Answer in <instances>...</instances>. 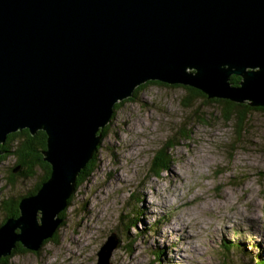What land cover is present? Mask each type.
<instances>
[{"label": "water", "instance_id": "1", "mask_svg": "<svg viewBox=\"0 0 264 264\" xmlns=\"http://www.w3.org/2000/svg\"><path fill=\"white\" fill-rule=\"evenodd\" d=\"M147 81L264 107V0H0V144L43 130L50 166L0 224V258L53 237L115 104Z\"/></svg>", "mask_w": 264, "mask_h": 264}, {"label": "rangeland", "instance_id": "2", "mask_svg": "<svg viewBox=\"0 0 264 264\" xmlns=\"http://www.w3.org/2000/svg\"><path fill=\"white\" fill-rule=\"evenodd\" d=\"M185 94L181 86L147 84L124 99L56 238L36 252L15 254L9 264H95L113 231L120 242L110 264H253L254 255L264 258V111H250L237 137L234 119L226 121L220 105L196 98L186 108ZM168 139L177 141L171 162L155 175L152 158ZM14 161L0 162V200L24 194L37 180L8 183ZM132 217L136 225L126 228ZM232 241L243 246L226 248Z\"/></svg>", "mask_w": 264, "mask_h": 264}, {"label": "trees", "instance_id": "3", "mask_svg": "<svg viewBox=\"0 0 264 264\" xmlns=\"http://www.w3.org/2000/svg\"><path fill=\"white\" fill-rule=\"evenodd\" d=\"M239 80L240 78L237 75H231L229 77L230 83L234 85H236ZM147 84L167 85V84H164L158 81H147L137 86L134 90L133 95L131 97H128L125 100H128V99L132 100L136 92L142 90ZM181 87L186 91V94L181 102L184 105V107L186 108L190 107L192 100L196 98H203L207 102L212 101L220 105L223 118L226 121H230L234 119V130H235L237 137H239L241 133L243 132L244 123L246 122L247 114L250 111H254V110L264 111V107H260V106L252 107L245 103H235V102L225 100V99H217V98L208 99L205 94H203L201 91L197 89H194L188 86H181ZM122 101H119L115 104L114 111L119 107ZM114 111H113L112 117L114 115ZM108 124L101 130L102 136H101L100 143L103 137L108 132L107 130ZM184 132L185 130L182 128V130H180V133L185 134ZM176 142H177L176 140L171 141L168 139L165 141L163 145L159 146L158 149L156 150L152 158L151 167H150V169L154 172L155 175H159V173H161L162 171L168 168L171 162V156H170L169 151L176 145ZM99 145L97 149L95 150V152L93 153L92 158L87 162L85 167L82 170H80L79 174L77 175L75 191L77 187L82 182L87 180L90 174L94 171L96 167V161H97L96 153L99 149ZM45 147H46V135L43 130H37L34 134H31L27 129L18 130L16 132L9 133L5 141L0 144V162L6 159V157L8 156H13L15 160L13 168L18 166V170L16 172L12 171L9 177L7 178L8 183H10L11 185L14 184L13 181L15 180L16 177H20V178H33L34 177L35 179L37 178V180L32 185V187L24 194L19 195L18 197H6L0 200V210H2L3 212V217L0 221V224L3 223L4 220L8 217H11V216L16 217L19 213L18 211L19 199L22 196L34 194L36 190L39 188L40 184L48 178L49 172H50V166L47 162L43 160L42 154H41V152L45 149ZM37 171H38V175H37ZM70 201H71V196L69 197L67 201L68 205ZM62 212L60 213V215H62ZM132 219L133 217L129 220V224L126 225V228L134 227L136 225V222L134 221V219L133 220ZM56 233L57 231L53 235L54 238H56ZM48 240H45L43 245ZM228 243L229 245L225 246L228 249L229 248L235 249V248H240L241 246H243L241 245V243L239 242L237 243L235 241L228 242ZM19 252H27V250L23 248L20 244H16V247L12 250L11 254L8 257L0 258V264H9V259ZM245 254L246 256H249L251 255V252L246 251ZM160 255H161L160 252H156L155 254L156 259L159 260ZM254 256L256 260L254 261L253 264H264V258H258L257 255H254Z\"/></svg>", "mask_w": 264, "mask_h": 264}, {"label": "flooded vegetation", "instance_id": "4", "mask_svg": "<svg viewBox=\"0 0 264 264\" xmlns=\"http://www.w3.org/2000/svg\"><path fill=\"white\" fill-rule=\"evenodd\" d=\"M72 197H73V194L71 195V199H72ZM66 208H67V207H66ZM65 211H66V209H64V211L62 212V215H61V217H62V219H63L61 226L65 223V221H64V218H65V217H64ZM53 238H54V237H52L50 240H54V239H55V238H54V239H53Z\"/></svg>", "mask_w": 264, "mask_h": 264}, {"label": "bare ground", "instance_id": "5", "mask_svg": "<svg viewBox=\"0 0 264 264\" xmlns=\"http://www.w3.org/2000/svg\"><path fill=\"white\" fill-rule=\"evenodd\" d=\"M252 215V214H251Z\"/></svg>", "mask_w": 264, "mask_h": 264}]
</instances>
